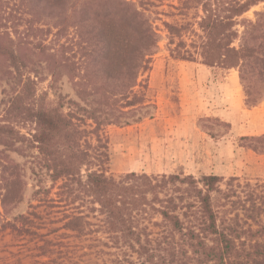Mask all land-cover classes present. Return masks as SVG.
Wrapping results in <instances>:
<instances>
[{
	"label": "trees",
	"instance_id": "16d2710c",
	"mask_svg": "<svg viewBox=\"0 0 264 264\" xmlns=\"http://www.w3.org/2000/svg\"><path fill=\"white\" fill-rule=\"evenodd\" d=\"M151 1L0 0V80L8 87L0 144L11 149L20 137L38 150L41 169L57 186L56 199L45 201L71 208L62 229L76 246L64 252L46 241L36 211L1 230L41 242L40 254L54 264L66 258L70 264H264V181L107 175L110 155L100 130L144 104L136 88L144 87L141 78L159 50ZM263 3L184 0L179 12L201 15L196 29L163 22L171 56L238 69L255 105L264 94V11L255 20L244 16ZM64 78L77 100L58 92ZM44 80L55 101L38 94ZM29 122L34 129L26 139L14 124ZM22 191L19 166L0 156V219L22 201Z\"/></svg>",
	"mask_w": 264,
	"mask_h": 264
},
{
	"label": "rangeland",
	"instance_id": "374dc122",
	"mask_svg": "<svg viewBox=\"0 0 264 264\" xmlns=\"http://www.w3.org/2000/svg\"><path fill=\"white\" fill-rule=\"evenodd\" d=\"M183 1H151L155 6L149 14L160 36L159 50L150 71L141 78L145 88H136L144 96V104L123 123L100 130L110 155L107 175L183 174L196 179L216 175L225 180L264 181V94L251 105L238 69L207 67L200 59L187 62L171 56L163 22L196 29L201 15L194 9L179 12ZM263 11L264 3L244 18L255 20V13ZM189 39L186 37V41ZM5 89L6 82L0 80V118L5 111L2 101L8 97ZM37 90L39 95L49 94V102L56 100L49 80L39 84ZM58 92L67 100H77L73 83L67 78L58 84ZM14 125L20 135L30 139L32 123ZM13 141L11 149L0 144V156L19 166L23 198L0 219V264H54L40 254L41 242L1 230L7 221L36 211L44 218L38 231L46 241L55 242V247L64 252L76 246V241L66 236L70 232L62 229L64 210L70 213L71 208L46 202L56 199L57 186H52L49 174L41 169L38 150L23 138L13 137ZM39 188L42 193L36 194ZM58 242L63 245L58 246ZM67 259L60 264H70Z\"/></svg>",
	"mask_w": 264,
	"mask_h": 264
}]
</instances>
